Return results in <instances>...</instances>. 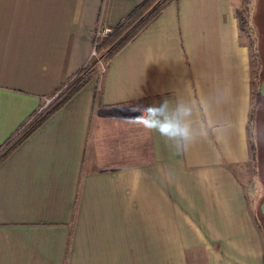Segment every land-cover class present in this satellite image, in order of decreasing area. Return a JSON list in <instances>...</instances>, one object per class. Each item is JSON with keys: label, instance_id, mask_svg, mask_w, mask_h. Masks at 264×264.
Listing matches in <instances>:
<instances>
[{"label": "crops", "instance_id": "0c3cea01", "mask_svg": "<svg viewBox=\"0 0 264 264\" xmlns=\"http://www.w3.org/2000/svg\"><path fill=\"white\" fill-rule=\"evenodd\" d=\"M142 1L0 0V146L87 66L98 29ZM244 1H171L0 162V264H264ZM213 90L231 127L183 153L136 122Z\"/></svg>", "mask_w": 264, "mask_h": 264}, {"label": "clouds", "instance_id": "9594fccd", "mask_svg": "<svg viewBox=\"0 0 264 264\" xmlns=\"http://www.w3.org/2000/svg\"><path fill=\"white\" fill-rule=\"evenodd\" d=\"M213 102L207 94L179 92L173 98L144 107L136 121L148 133L158 134L177 153L189 150L193 144L207 142L224 135L230 120L218 116L226 95L213 90Z\"/></svg>", "mask_w": 264, "mask_h": 264}, {"label": "rangeland", "instance_id": "374dc122", "mask_svg": "<svg viewBox=\"0 0 264 264\" xmlns=\"http://www.w3.org/2000/svg\"><path fill=\"white\" fill-rule=\"evenodd\" d=\"M249 4L250 0H245L244 5L239 12L247 20L243 26V29L246 31L244 32V35L251 43L253 48L252 78L254 85V105L250 123V139L252 148L254 150V178L253 181L249 184L248 195L249 201H251L252 208L254 209V212L256 214L258 224L264 231V215L261 212V203L264 199V97L259 96L260 85L264 78V0L260 3V5H258V9L260 7V10L257 11L256 26H253L252 23L251 25L248 23V12L250 9ZM109 51V48H103L99 50L97 47L96 54L92 55L90 62L87 64L84 70L73 79V82H71V84L65 87L62 92H60L59 97L48 109L53 107L66 94H68L81 79L89 75H100L110 58ZM44 112L40 113L39 116H41ZM26 128L27 127H25L20 133L16 134L12 138V142L21 134H23ZM6 148L7 145L0 149V154Z\"/></svg>", "mask_w": 264, "mask_h": 264}, {"label": "trees", "instance_id": "16d2710c", "mask_svg": "<svg viewBox=\"0 0 264 264\" xmlns=\"http://www.w3.org/2000/svg\"><path fill=\"white\" fill-rule=\"evenodd\" d=\"M171 1L173 0H143L124 20H122L112 29L111 33L102 38L98 45V49L101 50L103 48H109V57H113L155 18H157L162 10ZM239 17L241 26L243 27L246 19L241 14ZM84 68L78 74H80ZM91 77L92 76L89 75L81 79L68 94H66L58 103L51 107L30 128H27V130H25L23 134H21L17 139L12 142V137L4 145L0 146V149H2L5 145H7V148L4 149L0 154V162L3 161L18 145H20L31 132H33L38 126L47 120L54 112L60 109L80 88L87 84ZM259 96L261 95L259 94Z\"/></svg>", "mask_w": 264, "mask_h": 264}, {"label": "built area", "instance_id": "2783aa9c", "mask_svg": "<svg viewBox=\"0 0 264 264\" xmlns=\"http://www.w3.org/2000/svg\"><path fill=\"white\" fill-rule=\"evenodd\" d=\"M112 29L110 28H99L98 32L96 33V37H95V41L93 44V49H92V53H91V57L92 55L96 54L97 51V47L98 44L100 42V40L107 36L109 33H111ZM76 77V76H75ZM74 77V78H75ZM73 78V79H74ZM73 79L69 80V82L67 81L60 89H58V91H56L53 95L45 97L44 98V102L43 104L40 106V108L34 113V115L29 119V121L27 122L25 127H29L31 125H33L36 121H38L49 109L50 106L53 105V103L56 101V99L59 97L60 92H62V90L67 87L69 84H71V82H73ZM46 109V111H45ZM48 109V110H47ZM45 111V112H44ZM44 112L41 116H39L40 113Z\"/></svg>", "mask_w": 264, "mask_h": 264}, {"label": "water", "instance_id": "95a60500", "mask_svg": "<svg viewBox=\"0 0 264 264\" xmlns=\"http://www.w3.org/2000/svg\"><path fill=\"white\" fill-rule=\"evenodd\" d=\"M259 92H260L261 96L264 97V78H263V80L261 82ZM261 212L264 215V199H263V201L261 203Z\"/></svg>", "mask_w": 264, "mask_h": 264}]
</instances>
